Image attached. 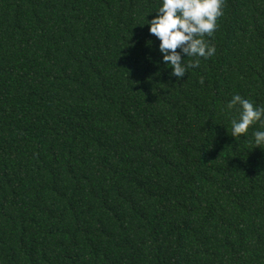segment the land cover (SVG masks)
<instances>
[{
    "label": "trees",
    "instance_id": "1",
    "mask_svg": "<svg viewBox=\"0 0 264 264\" xmlns=\"http://www.w3.org/2000/svg\"><path fill=\"white\" fill-rule=\"evenodd\" d=\"M160 4L0 0V264H264L262 125L226 108L264 107V0L179 79Z\"/></svg>",
    "mask_w": 264,
    "mask_h": 264
},
{
    "label": "clouds",
    "instance_id": "2",
    "mask_svg": "<svg viewBox=\"0 0 264 264\" xmlns=\"http://www.w3.org/2000/svg\"><path fill=\"white\" fill-rule=\"evenodd\" d=\"M157 13L145 24L160 41L163 62L172 70L170 75L182 78L189 68L199 66L200 58L215 55V47L204 37L214 34L217 19L223 15V0H161ZM185 56L193 59L186 61ZM226 108L238 112V117L231 120L229 132L236 140L246 135L253 124L262 125L253 130L252 136L255 147L264 149V107L240 94H233Z\"/></svg>",
    "mask_w": 264,
    "mask_h": 264
}]
</instances>
